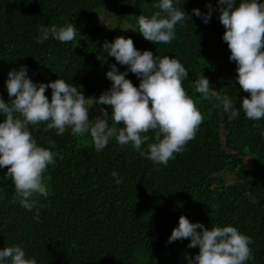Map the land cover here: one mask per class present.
Returning <instances> with one entry per match:
<instances>
[{"label": "trees", "instance_id": "obj_1", "mask_svg": "<svg viewBox=\"0 0 264 264\" xmlns=\"http://www.w3.org/2000/svg\"><path fill=\"white\" fill-rule=\"evenodd\" d=\"M156 2L0 0V93L6 101L9 70L25 65L34 82L62 77L86 98H98L111 87L106 78L110 65L117 64L120 71L127 67L103 49L105 41L123 36L131 37L141 51L179 58L189 70L184 87L204 117L196 138L167 166L155 165L115 139L97 153L90 135L73 136L68 130L60 136L45 124L34 128L38 142L45 147L54 142L63 159L57 157L45 174L49 193L38 197L39 219L36 209L29 212L14 198L7 167L0 170V248L19 244L38 264H188L199 252L188 248L190 239L168 243L185 215L208 228L237 227L254 240V259L248 264H264V120H248L243 111L230 120L211 93L204 97L194 88L204 75L213 90L227 94L237 106L250 96L236 79L237 64L223 40L226 29L219 20L218 0H181L189 14L194 8L206 13L211 4V22L188 17L185 27L177 26L174 41L157 45L143 37L137 22L139 15L157 11ZM77 20L91 24L78 29L74 42L44 39L39 31L41 25ZM126 78L139 86L135 74L129 72ZM45 94L51 100L50 88ZM101 107L111 112V106L97 104L90 109V119ZM3 119L0 114V122ZM113 170L122 183L115 182ZM227 173L235 179L229 181Z\"/></svg>", "mask_w": 264, "mask_h": 264}, {"label": "clouds", "instance_id": "obj_2", "mask_svg": "<svg viewBox=\"0 0 264 264\" xmlns=\"http://www.w3.org/2000/svg\"><path fill=\"white\" fill-rule=\"evenodd\" d=\"M180 5L181 0H157L153 5L157 11L150 16H138V31L156 45L170 44L176 39L177 26L185 27L188 17H199L205 24L211 22L215 10L211 4L207 5L206 13L194 8L191 14ZM217 9L226 29L223 40L230 49V60L237 64L236 79L250 96L237 106L227 94L213 90L204 75L194 82L195 92L204 97L211 93L230 120L237 119L241 111L248 120H264V2L218 0ZM39 31L44 39L51 36L69 43L75 41L78 29L74 23H67L41 25ZM103 49L108 57L127 67L120 71L117 64L110 65L106 78L112 81L111 87L98 98H86L77 85L62 77L49 83L34 82L26 65L7 74L9 100L0 93V114L4 117L0 122V170L7 167L5 176L15 186L14 198L27 211L36 209V219H39L38 197L46 198L49 193L45 174L57 157L63 159L54 142L49 141L45 147L33 135V129L39 125L45 124L46 130H55L60 136L68 130L73 136L90 135L97 153L115 139L120 146L134 148L155 165L167 166L196 138L203 123L201 111L184 87L189 70L179 58H161L151 50L141 51L131 37L123 36L105 41ZM129 72L140 79L138 87L126 78ZM49 88L51 100L45 94ZM97 104L111 106V112L101 107L100 114L90 119V109ZM150 132L154 136L148 135ZM112 176L117 184L122 183L115 170ZM181 239H190L188 248L199 249L194 258H188V264H248L254 259L251 248L254 240L232 225L213 224L208 228L181 215L168 243ZM0 264H38V261L28 256L21 245L13 244L0 248Z\"/></svg>", "mask_w": 264, "mask_h": 264}, {"label": "rangeland", "instance_id": "obj_3", "mask_svg": "<svg viewBox=\"0 0 264 264\" xmlns=\"http://www.w3.org/2000/svg\"><path fill=\"white\" fill-rule=\"evenodd\" d=\"M122 2H123V4H126L127 3V0H122ZM105 15H106L105 13H101V16H103V17H100V19L101 20H105V18H104ZM107 21H109V17H107ZM74 24H75V26H76L77 29H86V27L88 25H90L91 22L90 21H80V20H77V22L74 23ZM94 106H96V105H94ZM247 166L250 167L251 166V162L247 161ZM225 175H226V178L229 179V181L235 179V176L232 173H227Z\"/></svg>", "mask_w": 264, "mask_h": 264}]
</instances>
